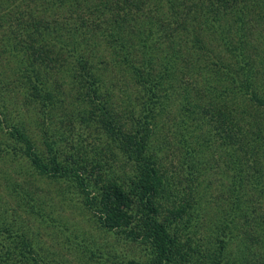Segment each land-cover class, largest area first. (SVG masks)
<instances>
[{"label": "trees", "instance_id": "16d2710c", "mask_svg": "<svg viewBox=\"0 0 264 264\" xmlns=\"http://www.w3.org/2000/svg\"><path fill=\"white\" fill-rule=\"evenodd\" d=\"M112 3L116 4L115 9ZM128 7L133 13L123 15ZM109 8L114 10L107 17L111 45L123 54L120 60L132 68L130 72L143 88L140 104L134 109L120 111L113 96L104 95L103 88L108 83L106 75L100 76L94 70V64L98 63L94 60L98 58L96 49L91 47L90 51L77 41L99 39L100 25L104 22L101 11ZM160 9L163 14L156 19L153 13ZM0 11V155L18 162L19 175L25 174L27 178L23 182L6 179L8 170H3L2 177L7 180L12 197L20 199L18 208H32L30 199L33 202L36 198L34 187L27 183L29 178L62 181L69 185V194L79 196L82 208L91 212L100 229L150 250L146 260L133 259L125 264H235L229 251L231 230L227 220L221 221L216 233H212L211 260L203 262L198 256L192 259L191 251L197 248H192L191 242L182 243L177 225L189 217L194 199L179 205H174L172 199L163 202V195L169 193L170 197L172 192L149 144L157 120L156 107L164 106L165 98L168 102V92L178 81L179 41H188L185 34L189 33L198 47L196 50L206 51L202 43L205 40L195 28L197 21L220 29V18L234 17L235 35H228L223 27L220 29V40L230 56H211V72L223 74L229 83L218 94L229 91L235 107L240 105L238 95H241L245 99H258L259 107L264 108L260 93L264 92V80L259 81V73L255 71L256 60L250 45L253 39L249 35L252 31L247 28L253 16L264 22V3L93 0L90 4L89 0H0ZM103 30L106 32L108 28ZM230 30L227 27L228 33ZM133 41H140L141 60L128 49ZM161 41H166L169 47L163 50ZM61 49L76 53V61L60 60ZM127 98L121 101L124 107L125 102L130 104ZM198 101L197 97L191 100L189 94L182 97L180 115L185 119L199 115L205 105L197 104ZM20 107L28 111L30 119L19 118L23 113ZM250 109L241 115L221 109L223 119L237 124L236 132L227 134L230 138L235 133L236 138L240 136V124L250 118ZM66 120L70 126L75 122L85 127L96 126L110 140L107 150L95 152L100 153L96 158L84 146H67L63 128L59 126ZM251 135L249 155L242 154L245 147L235 140L234 145L239 146H234L228 160L234 171L233 194L237 204L244 203L240 191L249 180L253 181L251 191L260 190L264 194V161L260 155H254L264 150V138L258 132ZM113 163L118 172L111 171ZM6 211L8 215V210L0 205V264H52L53 260L45 255L27 228L7 216ZM262 223L260 234L264 236V220ZM255 236L252 243L262 237Z\"/></svg>", "mask_w": 264, "mask_h": 264}, {"label": "rangeland", "instance_id": "374dc122", "mask_svg": "<svg viewBox=\"0 0 264 264\" xmlns=\"http://www.w3.org/2000/svg\"><path fill=\"white\" fill-rule=\"evenodd\" d=\"M89 1L92 4L93 0ZM261 2L264 3V0ZM112 4V8L115 9L116 4ZM113 11L110 8L101 11L104 22L100 25L102 31L99 32L97 41L81 39L77 41L89 47L90 51L92 48L96 49L98 58L94 60L98 63L94 64V70L100 76L106 75V83H108L103 88L104 95L113 96L119 110L122 111L124 108L134 109L140 104L143 88L138 86L130 72L132 68L125 61L120 60L123 54L120 55L117 48L111 45L107 17L111 16ZM123 12V15L133 13L129 7ZM1 13L0 11V15ZM162 14V9L153 13L156 19L161 18ZM257 17L253 16L254 20L251 18L250 23L248 21L247 28L252 31L249 35H252L251 39H253L250 40V45L251 55L256 60L255 71L259 73L258 80L263 81L264 22L259 21ZM139 21L141 24L142 19ZM218 24L228 35H235L236 23L233 16L220 18ZM195 25L196 30L205 40L202 43L205 44L206 51L196 50L198 47L189 33L185 34L188 41H179V47L176 46L180 51V61L176 67L178 81L168 92V102L166 103L165 98L164 106L156 107L157 120L149 144L151 154L158 157L159 169L170 188L169 192H172L170 197L169 193L163 195V202L168 203L172 199L174 205H179L185 204L188 199H194V209L190 211L189 217H186L180 225L176 224L179 227L182 243L191 242L192 248H197L191 251L192 259L198 256L203 262L206 259L207 262L211 260L210 247H212L211 242L214 241L212 233L221 221L227 220L231 230L228 234L229 251L235 264H264V236L260 234L264 220V194L260 190L251 191L249 187L253 186V181L249 180L247 187L240 191L244 203L237 204L233 194L234 171L228 162L231 150H234V146H239L238 143L234 145L235 140L244 145L245 150L242 154L248 156L252 145V132H258L264 138V108L259 107L258 99L250 100V97L245 99L241 95H238L240 105L235 107L233 96L229 91L225 95L218 94L223 88H227L229 83L223 74L211 72L212 57L222 55L228 58L230 55L225 50L224 41L220 40L221 28H210L204 21H197ZM227 27L232 29L230 30L232 34L227 32ZM104 28L108 30L105 32ZM161 42L163 50L169 47L166 41ZM139 43L140 41H133L128 49L133 51L135 58L141 60ZM75 57L76 53L60 50V60L69 58L74 63ZM260 93L264 98V92ZM187 94L190 95L191 100L197 97L199 99L197 104L205 107L199 115L185 119L180 115V108L182 97ZM124 98L130 102V104L125 102V107L121 104ZM20 108L23 111L24 108ZM248 108H251L252 115L240 124V136L236 138L235 133L234 138H230L227 134L236 132L237 124L232 123V120L223 119L220 116L221 109L231 115H241ZM19 118L26 121L30 119V115L25 110ZM75 124L70 126L67 120L59 124L64 131L65 144L75 147L84 146L89 149L91 155L99 158L100 153L95 152L104 153L110 140L94 125L85 127ZM254 155H260L261 160L264 161V150L255 152ZM113 164L111 171L118 172L117 165ZM3 170H8L7 176L4 175ZM19 170L21 168L19 169L18 162L0 155L1 208L8 210V215L11 219L14 218L17 224L22 223L27 228L35 241L39 242L45 255L53 260L52 264H125L133 259L144 261L151 254L146 246L138 242L100 229L91 212L82 208L79 196L69 194V185L62 181L53 182L38 176H30L27 183L34 187L36 198L33 202L30 199L32 208L27 206L18 208L20 199L17 196L12 197L7 180L2 176L23 182L27 177L25 174L19 175ZM255 235L262 237H257L252 243ZM245 247L250 249L247 251ZM92 253L95 255L92 256Z\"/></svg>", "mask_w": 264, "mask_h": 264}]
</instances>
